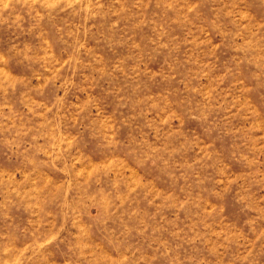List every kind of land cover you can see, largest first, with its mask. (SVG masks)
I'll list each match as a JSON object with an SVG mask.
<instances>
[{
    "label": "rangeland",
    "instance_id": "rangeland-1",
    "mask_svg": "<svg viewBox=\"0 0 264 264\" xmlns=\"http://www.w3.org/2000/svg\"><path fill=\"white\" fill-rule=\"evenodd\" d=\"M0 264H264V0H0Z\"/></svg>",
    "mask_w": 264,
    "mask_h": 264
}]
</instances>
